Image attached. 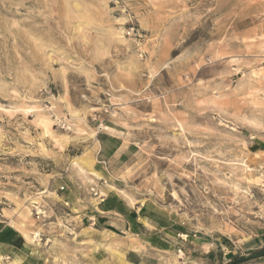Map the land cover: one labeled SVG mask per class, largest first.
Masks as SVG:
<instances>
[{"label":"rangeland","instance_id":"rangeland-1","mask_svg":"<svg viewBox=\"0 0 264 264\" xmlns=\"http://www.w3.org/2000/svg\"><path fill=\"white\" fill-rule=\"evenodd\" d=\"M81 176L92 209L142 208L140 237L72 230ZM0 225L35 263L256 264L264 0H0Z\"/></svg>","mask_w":264,"mask_h":264},{"label":"crops","instance_id":"crops-1","mask_svg":"<svg viewBox=\"0 0 264 264\" xmlns=\"http://www.w3.org/2000/svg\"><path fill=\"white\" fill-rule=\"evenodd\" d=\"M99 151L101 150L99 149ZM99 151L97 152L99 153ZM80 178V181L73 180L74 187L71 189V193L63 197L71 200L75 209L74 213L68 214L71 221L70 226L73 227L72 230L77 232L88 228L89 222L90 226L101 234L108 233L117 237L122 235L140 237L142 227L146 228L144 225L145 218L141 217L139 212L142 208L138 210L127 205L121 197L109 195L104 202L98 204V207L92 209L91 201L81 193V190L87 188L89 183L82 176ZM77 188H80V191ZM79 200L84 203H79ZM79 220L81 221L79 222ZM34 249L41 250L34 247L19 229L12 225H0V255H3L5 259L14 262V264H48L46 256L40 257L42 262L35 263L32 261ZM180 252L183 253L182 248H180ZM256 264H264V258H259Z\"/></svg>","mask_w":264,"mask_h":264},{"label":"clouds","instance_id":"clouds-1","mask_svg":"<svg viewBox=\"0 0 264 264\" xmlns=\"http://www.w3.org/2000/svg\"><path fill=\"white\" fill-rule=\"evenodd\" d=\"M137 60H139V57H137ZM197 63V57L195 54L189 59L188 64L189 66H192ZM200 63H203L200 61ZM167 67V64L164 65ZM194 70V69H193ZM173 175H176V173H173L172 175H169L167 172L159 177H154L152 180V187L146 189L149 193H155L157 196L162 197L163 195V186L161 185L160 181L167 179V181L170 183L173 179ZM179 175L183 176L184 173H179ZM151 198V197H150ZM0 264H14V262L8 261L5 259L3 255H0Z\"/></svg>","mask_w":264,"mask_h":264},{"label":"built area","instance_id":"built-area-1","mask_svg":"<svg viewBox=\"0 0 264 264\" xmlns=\"http://www.w3.org/2000/svg\"><path fill=\"white\" fill-rule=\"evenodd\" d=\"M98 118H99V116H97V115H95L93 117L94 121H99ZM104 127L105 126L103 124V121H100V128H104ZM61 190L64 191L65 187H61ZM92 191L94 192L95 196L97 197V200H99L98 204H100V203L105 201L106 198L102 194L100 195L99 192L96 191L95 188H92ZM65 204L69 205L68 202H66ZM33 208H34L33 212H34L37 220H41V219H44L46 217L47 210H46L45 206H43L42 204L37 203ZM38 237H39V235H38Z\"/></svg>","mask_w":264,"mask_h":264},{"label":"trees","instance_id":"trees-1","mask_svg":"<svg viewBox=\"0 0 264 264\" xmlns=\"http://www.w3.org/2000/svg\"><path fill=\"white\" fill-rule=\"evenodd\" d=\"M262 257L264 258V254L262 256H260L259 258H262Z\"/></svg>","mask_w":264,"mask_h":264}]
</instances>
